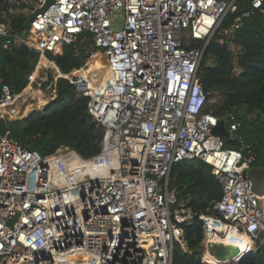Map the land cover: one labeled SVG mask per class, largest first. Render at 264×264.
Listing matches in <instances>:
<instances>
[{"label":"built area","instance_id":"2783aa9c","mask_svg":"<svg viewBox=\"0 0 264 264\" xmlns=\"http://www.w3.org/2000/svg\"><path fill=\"white\" fill-rule=\"evenodd\" d=\"M236 1L52 0L21 33L0 21L4 48L22 44L39 54L21 90L0 77V118L32 85L41 91L51 72L53 96L57 80H68L103 128L90 157L68 147L41 154L8 130L0 133V264H172L175 245L185 249L183 226L195 219L203 253L210 233L222 234L217 226H233L254 242L264 233V194L248 176L255 157L236 135L234 114L226 122L205 110L198 78L209 41L229 36L250 13L222 29ZM262 3L251 0L253 9ZM89 36V56L67 73L46 56ZM97 52L109 75L95 88L88 69ZM221 121L228 137L213 132ZM229 133L238 146L226 144ZM192 158L209 164L221 186L210 212L193 210L170 186L172 166Z\"/></svg>","mask_w":264,"mask_h":264},{"label":"trees","instance_id":"16d2710c","mask_svg":"<svg viewBox=\"0 0 264 264\" xmlns=\"http://www.w3.org/2000/svg\"><path fill=\"white\" fill-rule=\"evenodd\" d=\"M237 10L228 13L221 28L229 27L234 18L243 12L240 28L229 36L213 37L204 49L198 69L199 82L207 97L205 110L228 122L227 115L234 114L239 122L236 135L247 143L255 157L253 166L264 168V0L261 8L253 9L251 0H237ZM9 0H0V21L2 14L9 18L11 30L16 33L26 28V14ZM223 42H219V38ZM0 37V77L15 90H21L27 83V75L38 61V52L26 45L10 44L3 47ZM92 40L78 39L62 46L60 54L46 53L62 73L84 63L90 54ZM239 46L234 55L229 44ZM199 42L192 46L200 47ZM55 65V66H56ZM58 73V72H57ZM87 98L76 91L73 84L59 78L53 98L41 109L32 110L23 119L0 118V133L9 131L12 138L23 147L48 154L60 147L75 150L83 157H90L100 149L103 128L87 113ZM228 146H238L233 137L225 138ZM170 186L178 190L179 196L195 211L210 212L212 204L221 196V186L211 173L206 162L192 158L176 163L170 173ZM208 208V209H207ZM203 228L198 219L183 226L185 249L175 245L172 264H205L201 261ZM255 249V242L250 238ZM246 264H264V244L253 253Z\"/></svg>","mask_w":264,"mask_h":264},{"label":"bare ground","instance_id":"6f19581e","mask_svg":"<svg viewBox=\"0 0 264 264\" xmlns=\"http://www.w3.org/2000/svg\"><path fill=\"white\" fill-rule=\"evenodd\" d=\"M88 74L92 77L95 88L103 87L109 75L108 66L104 56L95 53L89 61ZM216 229L222 233L212 235L207 244V250L203 258L212 264H242L245 258L254 253L255 249L250 237L240 232L235 227L226 225L217 226Z\"/></svg>","mask_w":264,"mask_h":264},{"label":"rangeland","instance_id":"374dc122","mask_svg":"<svg viewBox=\"0 0 264 264\" xmlns=\"http://www.w3.org/2000/svg\"><path fill=\"white\" fill-rule=\"evenodd\" d=\"M21 1L24 3L29 1L28 3H30L31 7L26 9L29 12L34 7H38L36 4L38 2L37 0H9L10 4L15 5V7H18L20 5V3H22ZM2 15H3L5 21L7 23H9V18L6 17L5 14H2ZM229 47L233 51L235 56L240 51L239 46H237L235 44L231 43V44H229ZM89 50L91 51L92 48L89 47ZM42 62L46 66L51 67L54 74H57L58 70H57V67L55 66V63L53 61L42 60ZM48 78H49V80L41 85V87H40L41 91H38V86L36 84L32 85V87L30 89H28V91H26L25 97L19 101L18 105H16L15 107H13L12 109L9 110V113L6 114L5 119H7V120L23 119L25 116H27V114L29 112L32 111V109H41L45 104H47V102H49L51 100V97H53V94H54L53 89L55 88L51 72H49ZM37 105H39V107ZM225 130L227 131L226 127H225ZM229 135L231 137H233L234 133H229ZM261 240H264V233L258 232L256 239H255V251L259 248V246L263 245V244L259 243ZM201 244H202V246H201L200 250H201V255H202L203 250H204V245L202 242H201ZM201 261H202V259H201ZM210 264H212V263L210 262Z\"/></svg>","mask_w":264,"mask_h":264},{"label":"water","instance_id":"95a60500","mask_svg":"<svg viewBox=\"0 0 264 264\" xmlns=\"http://www.w3.org/2000/svg\"><path fill=\"white\" fill-rule=\"evenodd\" d=\"M52 2V0H45L41 6L34 7L32 11L28 14L24 26L28 27L30 24L31 19L39 12L45 10L48 5ZM213 132L218 133L222 136L228 137V132L225 130L223 126V122L221 121L217 127L213 128ZM248 176L253 183V189L258 192L259 194H264V168L262 167H252L248 170ZM253 255L249 254L242 264H246L250 257Z\"/></svg>","mask_w":264,"mask_h":264},{"label":"crops","instance_id":"0c3cea01","mask_svg":"<svg viewBox=\"0 0 264 264\" xmlns=\"http://www.w3.org/2000/svg\"><path fill=\"white\" fill-rule=\"evenodd\" d=\"M22 2V1H21ZM29 2V1H28ZM28 2H25V3H27V7H24V8H17L16 10L17 11H23L25 14H26V18H27V16H28V14L32 11H28V10H26V9H28V8H30L31 6H30V3H28ZM37 4V3H36ZM26 20V19H25ZM6 22V21H5ZM18 45V44H17Z\"/></svg>","mask_w":264,"mask_h":264}]
</instances>
